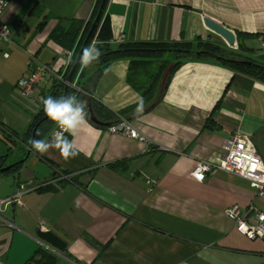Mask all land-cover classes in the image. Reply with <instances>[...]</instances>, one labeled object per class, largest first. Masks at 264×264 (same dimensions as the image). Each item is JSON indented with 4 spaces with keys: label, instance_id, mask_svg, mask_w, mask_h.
<instances>
[{
    "label": "crops",
    "instance_id": "1",
    "mask_svg": "<svg viewBox=\"0 0 264 264\" xmlns=\"http://www.w3.org/2000/svg\"><path fill=\"white\" fill-rule=\"evenodd\" d=\"M94 3L9 0L3 20L10 35L0 45L8 54H0L4 154L13 139L9 132L21 138L43 102L18 97L17 80L38 62L63 73L67 49L53 40V30L87 19ZM104 15L113 44L195 37L224 43L205 27L207 17L235 35L246 34L244 53L264 64L258 39L264 34V0H107ZM131 64L127 58L109 62L89 82L92 95L79 96L87 102V123L74 137L65 134L79 155L66 162L57 149L46 155L34 150L15 176L0 177V200L43 180L53 187L29 190L0 213L10 223L0 224V264H25L33 250L45 247L38 237L41 221L65 243L64 259L56 264H264V238L246 239L224 214L232 204L264 213V196L221 170L202 181L191 176L197 162L221 157L222 141L236 132L251 137L264 163V83L214 61H186L168 81L170 63L153 79L159 61L145 57ZM149 94L153 105L144 110L140 100ZM100 106L126 116L158 148L146 149L94 123L92 116L103 120Z\"/></svg>",
    "mask_w": 264,
    "mask_h": 264
},
{
    "label": "trees",
    "instance_id": "2",
    "mask_svg": "<svg viewBox=\"0 0 264 264\" xmlns=\"http://www.w3.org/2000/svg\"><path fill=\"white\" fill-rule=\"evenodd\" d=\"M100 1L101 0H95L92 11L87 19L72 20L70 22V26L66 30H64L58 24V26L53 30V40L57 42H64L66 45V49L72 50L73 52L71 60L69 61L67 67L63 72L64 79H66L69 75L72 67V62L80 47L82 46L85 36L91 29L92 22L96 17L97 11L99 9ZM106 1L107 0L104 1V6L99 19L93 26L94 28L89 35L87 44L85 45L86 48L93 42L97 44L102 52L99 62L94 63L91 67L83 69L80 63H78L74 72L68 77V82L71 83L74 81L75 86L80 89L79 92H81L82 94H86L89 96L92 95V87H89V82H91V80H97L100 72H102L107 67L109 62L119 58L130 59L131 63H133L131 64V68L134 67V62L139 58H153L154 60L159 61L160 68L156 73H154V75H151V79L158 78L169 63L172 64V68L167 75V81L170 79V75L182 63L186 61H214L219 63L220 65L228 67L234 72L264 83V64L246 56V54L244 53L246 52V48L243 44L242 38L246 37V34H236L238 43L236 49H233L232 47H229L224 43H218L210 39L203 40L200 37H195L191 41L180 42L136 41L113 44L111 40V23L107 16L104 15ZM135 79L137 80L136 77ZM131 83H133L132 80ZM64 88L65 85L63 83L53 80L49 89L42 93L43 99L49 96L55 98L62 97ZM66 89V96L75 95L77 98H79V96L81 95L70 86H67ZM150 98V94L147 96H143L142 105L144 107V110H150L152 108L153 103L147 102ZM100 107L101 109L97 110L103 114L101 116L103 120H100V122L98 121L99 124L97 125L105 129L109 125L117 121L118 117L126 118V116L124 115L115 114L111 111L109 112V110L104 112L105 108L103 106ZM44 116H46V113L44 112V106L42 102L39 110L36 111V113L33 115L24 135L20 138L17 137L15 133L9 132L10 137H13V139L11 138L9 140L14 142L16 139L20 141L24 146H27L31 139V131L35 127L36 130L34 139H44L55 125V123L48 117L46 119H42ZM10 148L11 147H9V149ZM21 159L22 158L18 159L16 162L9 163L7 162L8 153L0 155V177L11 175L15 176L24 163V161ZM8 165L12 166L4 169ZM52 189L53 187L49 185L38 188L35 191L42 193ZM26 261H31L35 264H56L57 258L54 254L50 253L45 248L39 247L34 250L33 254Z\"/></svg>",
    "mask_w": 264,
    "mask_h": 264
},
{
    "label": "built area",
    "instance_id": "3",
    "mask_svg": "<svg viewBox=\"0 0 264 264\" xmlns=\"http://www.w3.org/2000/svg\"><path fill=\"white\" fill-rule=\"evenodd\" d=\"M9 3V0H0V45L7 40L10 35V29L7 22L3 20V13ZM260 49L264 50V34L258 36ZM3 57H8L7 53L2 52ZM67 58L72 56V51L65 50ZM49 79L59 82L64 80L63 73L56 72L48 63L38 62L32 70L20 77L15 85L16 95L25 101H31L35 96L42 101L43 96L39 95L44 83ZM74 87V84L72 85ZM79 91L78 88H75ZM106 130L111 134L123 135L145 143L146 149L151 146V140L139 132L127 118L118 117L117 121L109 125ZM59 131L54 127L49 137ZM66 134V133H65ZM223 154L215 162L206 159L199 161L191 171L194 179L202 181L206 171L209 169H218L225 171L232 176L244 179L250 189L257 193V196H264V163L257 152V149L249 135L242 133H233L225 138L221 143ZM215 171V170H214ZM155 183L154 180L149 181ZM20 196V193L18 194ZM0 203L7 204L1 201ZM226 217L233 222L237 233L247 239L264 238V213L244 209L238 204H232L224 210ZM39 233L45 234L50 231L49 226L41 221L37 225Z\"/></svg>",
    "mask_w": 264,
    "mask_h": 264
},
{
    "label": "clouds",
    "instance_id": "4",
    "mask_svg": "<svg viewBox=\"0 0 264 264\" xmlns=\"http://www.w3.org/2000/svg\"><path fill=\"white\" fill-rule=\"evenodd\" d=\"M101 55L102 52L95 42L86 47L79 57L82 69L99 62ZM69 60H71V57H69ZM86 103V101L78 99L75 95L59 98L49 96L43 99L44 112L56 124L59 131L50 140H31L29 142L31 147L41 155H46L50 149H57L66 162L79 155L76 146L66 137L65 133L74 137L82 126L87 123ZM142 103L141 98V107Z\"/></svg>",
    "mask_w": 264,
    "mask_h": 264
},
{
    "label": "rangeland",
    "instance_id": "5",
    "mask_svg": "<svg viewBox=\"0 0 264 264\" xmlns=\"http://www.w3.org/2000/svg\"><path fill=\"white\" fill-rule=\"evenodd\" d=\"M101 3H102V0L100 1V5H101ZM99 5V6H100ZM103 6H104V4H103ZM103 9V8H102ZM102 12V11H101ZM101 12H100V14H101ZM100 16V15H99ZM99 16H98V19H99ZM95 19V18H94ZM98 19H97V21H98ZM94 21V20H93ZM97 21L95 22V23H97ZM94 27H91V29L88 31V33H87V35L85 36V38H84V40H83V42L86 40V37H87V40H88V38H89V35H90V33L92 32V29H93ZM236 36V35H235ZM87 40H86V43H85V45L87 44ZM250 44V43H249ZM252 45V44H251ZM237 46H238V43H237V38H236V45L234 46V47H232L233 49H236L237 48ZM252 46H254V49H255V51H257V46L253 43V45ZM84 48H85V46H84ZM259 49V48H258ZM261 50V49H260ZM262 51H264V50H262ZM77 55V54H76ZM82 55V54H81ZM72 57V56H71ZM76 57V56H75ZM264 58V57H263ZM262 58V59H263ZM74 60H75V58H74ZM74 60H73V62H74ZM264 60V59H263ZM69 59H68V61H67V64L69 63ZM73 62H72V64H73ZM78 63H79V61H78ZM77 63V64H78ZM77 66V65H76ZM76 68V67H75ZM75 70V69H74ZM74 72V71H73ZM64 78V77H63ZM61 83H63L64 85H65V88H67V86H70L72 89H75V88H78V87H76L75 86V83H74V81L73 82H71V83H69L68 82V76H67V78L66 79H64ZM74 84V87L72 86ZM79 89V88H78ZM65 90V89H64ZM76 91H77V93H80V94H82L81 92H79L80 91V89H79V91L77 90V89H75ZM66 93H67V89H66ZM34 130H36L35 128H33ZM33 129H32V131H33ZM53 130V129H52ZM51 130V131H52ZM32 131H31V135H32ZM50 131V132H51ZM107 131V130H106ZM50 132H49V134H50ZM49 134H48V136H49ZM34 136H35V133H34ZM50 138V137H49ZM6 139V138H5ZM33 139H34V137H33ZM51 139V138H50ZM30 141H31V139H30ZM8 145L11 147L7 152H8V160H7V162H9V163H12V162H16L18 159H20V158H24L25 160H23V161H26L29 157H30V155L34 152V149L33 148H31V151H30V153H29V155L26 157L25 155H26V153H27V147H28V145H29V143L27 144V146H16V145H14V143L12 142H10V143H8ZM152 146V145H151ZM153 147V146H152ZM152 147H150L149 148V150L150 149H152ZM154 148H158V147H153V149ZM6 147H4V146H2V144L0 143V154H4L5 152H6ZM149 150H147V151H149ZM211 161H213V162H215L216 161V159H218V158H209ZM5 169V168H4ZM214 170H218V169H214ZM61 171H63V170H61ZM67 175H68V173L66 172V171H63V172H60V177L61 178H66L67 177ZM50 185V182L48 181V180H43V181H39V182H35L34 184H33V186H32V188H30V189H25L24 191H18V192H16L15 193V195L13 196V197H9V198H5V199H3V200H0V202L1 201H4V202H7L8 201V203L7 204H3V203H0V213H2L3 211H4V209H5V207L6 206H8V205H10L13 201H17L19 198H20V196H22L24 193H26L27 191H29V190H32V191H35L36 189H38V188H41V187H45V186H49ZM50 186H52V185H50ZM20 193V196H18V194ZM0 224H3V225H7V224H9L10 225V223L9 222H7L4 218H2L1 216H0ZM48 225V224H47ZM49 226V225H48ZM49 232H51V233H53L52 231H51V229H50V231ZM48 232V233H49ZM42 234V233H41ZM45 234H47V233H45ZM54 234V233H53ZM55 235V234H54ZM57 236V235H56ZM38 237L45 243V247H42V248H45L47 251H49L50 253H52V254H54L55 255V257L58 259H60V260H63L64 259V256H63V251H64V249H65V247H64V249L63 250H59V249H57L56 247H54V246H52L51 244H49V243H47L46 241H44L41 237H40V235H38ZM58 237V236H57ZM59 238V237H58ZM60 239V238H59ZM64 242V241H63ZM15 247V246H14ZM13 247V248H14ZM33 252H34V250L31 252V254H33ZM27 262H29V261H26V263ZM31 262V261H30ZM25 263V264H26ZM33 263V262H32ZM35 264V263H34Z\"/></svg>",
    "mask_w": 264,
    "mask_h": 264
},
{
    "label": "water",
    "instance_id": "6",
    "mask_svg": "<svg viewBox=\"0 0 264 264\" xmlns=\"http://www.w3.org/2000/svg\"><path fill=\"white\" fill-rule=\"evenodd\" d=\"M104 1L105 0H102V3L101 5L99 6V9L97 11V14H96V17L94 19V21L92 22V25L91 27H93L95 25V22L97 21L98 19V16L100 15V12L102 11V8H103V4H104ZM203 23L205 25V27L207 29H209L212 33L218 35L226 45H228L229 47H234L236 45V36L234 34V32L230 29H228L227 27L223 26L222 24L216 22V21H213L212 19H209L207 17H204L203 18ZM86 40H87V37H86ZM86 40L83 42L82 46L80 47L76 57H75V60L72 64V67H71V70L69 72V75L68 77L73 73L78 61H79V57L81 56L83 50H84V46H85V43H86ZM64 92H63V95L62 96H66V88H64ZM47 118V115L44 116L42 119H46ZM41 119V120H42ZM91 120L96 123V124H99V122L92 116L91 117ZM40 122V121H39ZM36 129V127H35ZM34 133H35V130L33 129L32 131V135H31V140H33V137H34ZM31 144L29 143L28 147H27V153H26V157L29 155L30 151H31ZM21 160H25L24 158L21 159ZM10 166L12 165H8L7 167H5V169L9 168ZM38 235H40V237L46 241L47 243L51 244L52 246L56 247L57 249L59 250H63L64 247H65V243L59 239L56 235H54L53 233L49 232L47 234H41L38 232ZM26 264H34L32 262H27Z\"/></svg>",
    "mask_w": 264,
    "mask_h": 264
},
{
    "label": "bare ground",
    "instance_id": "7",
    "mask_svg": "<svg viewBox=\"0 0 264 264\" xmlns=\"http://www.w3.org/2000/svg\"><path fill=\"white\" fill-rule=\"evenodd\" d=\"M36 64V63H35ZM42 101H43V99H42ZM205 160H203L202 162H204ZM214 172V170L211 168V169H209L208 171H206V174H205V176H207V175H209V174H211V173H213ZM224 173H227V172H225V171H223ZM228 175H230L229 173H227ZM192 176V175H191ZM193 177V176H192ZM194 178V177H193ZM196 180V179H195ZM197 181H199V180H197ZM255 194H256V196H257V193L255 192ZM227 208V207H226ZM225 208V209H226ZM242 208H244V207H242ZM224 209V210H225ZM244 209H249L250 211H257V210H255L252 206H249L248 208H244ZM258 212H261V211H258ZM263 213V212H262ZM233 227H234V225H233ZM239 234V233H238ZM247 239V238H246ZM251 240V239H250ZM252 240H254V239H252Z\"/></svg>",
    "mask_w": 264,
    "mask_h": 264
}]
</instances>
